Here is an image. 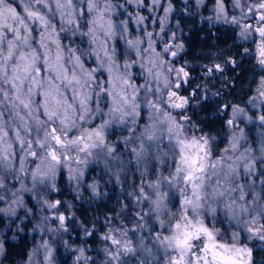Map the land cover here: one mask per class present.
<instances>
[{
    "label": "snow or ice",
    "instance_id": "1",
    "mask_svg": "<svg viewBox=\"0 0 264 264\" xmlns=\"http://www.w3.org/2000/svg\"><path fill=\"white\" fill-rule=\"evenodd\" d=\"M182 3L185 15L234 29L258 77L246 106L218 109L228 116L222 149L187 114L202 85L185 94L192 77L178 63L174 0H0V225L16 239L36 220L26 264H58L56 242L72 264H255L250 242L264 247V0ZM77 36L87 47L64 43ZM202 71L214 79L225 65ZM243 123L260 126L255 141ZM92 164L123 199L103 221H78L73 203L50 194L66 174L75 199L82 188L106 196L98 180L85 183ZM72 224L81 246L65 238ZM89 238L101 244L97 256L83 246Z\"/></svg>",
    "mask_w": 264,
    "mask_h": 264
},
{
    "label": "trees",
    "instance_id": "2",
    "mask_svg": "<svg viewBox=\"0 0 264 264\" xmlns=\"http://www.w3.org/2000/svg\"><path fill=\"white\" fill-rule=\"evenodd\" d=\"M174 0L175 12L172 17V24L180 22L181 31L180 42L184 44V51L178 58V63L188 62L191 69V84L187 87L185 94L192 92V89L200 84L197 97H193L188 115L191 117V123L195 124L201 132L209 136L216 137L214 142L220 149L224 147V143L229 136V129L226 124L228 116L218 111L225 101L246 106L247 99L254 87L253 80L256 77L254 64L246 59H241L243 48L238 46L241 42L236 40V32L228 25L214 24L208 25L206 21H202L199 16H187L183 12L181 3ZM204 15H208L205 10L201 11ZM234 58L239 61V67L233 69L231 64L226 61ZM213 61L225 65L223 73H217L214 79H208L203 76L202 66L208 65ZM219 91L221 95L212 96L213 92ZM206 96V98H204ZM123 148V145H120ZM100 170V180L107 183ZM95 174V169L88 171V177ZM98 175V173H97ZM58 186L61 188L60 193H51L53 198H60L71 202L75 205L78 221L91 222L94 218L103 221L105 215H112L114 211L119 210L118 200H122L121 190L119 186L107 184L102 190L107 193L100 199L90 198L89 195L81 200L75 199V193L72 186L66 180V174L58 178ZM7 223V222H5ZM27 227L23 232L17 234V238L13 239V232L9 231L3 225H0V239L4 240L5 250L2 260L6 264H21L28 257L29 251L37 241V232H32L33 223H27ZM82 229L72 224L70 232L65 234L66 239H70L72 247L81 246ZM137 235H147V233H137L133 235L135 241ZM6 237V239H5ZM57 243V261L58 264H72L71 253L66 251L60 242ZM257 243V242H256ZM100 242L89 238L88 242L83 246L90 248L92 252L96 247H100ZM257 245V244H255ZM259 246V245H258ZM259 246L254 248L253 258L255 264H264V253Z\"/></svg>",
    "mask_w": 264,
    "mask_h": 264
},
{
    "label": "rangeland",
    "instance_id": "3",
    "mask_svg": "<svg viewBox=\"0 0 264 264\" xmlns=\"http://www.w3.org/2000/svg\"><path fill=\"white\" fill-rule=\"evenodd\" d=\"M12 2L14 3V0H12ZM178 3H181L182 4V7H183V3H182V0H178L177 1ZM203 10V9H202ZM201 10V11H202ZM133 11H135V9H133ZM142 11V13L143 14H145V15H150V14H148L147 13V11L146 10H141ZM206 11V10H205ZM172 23H173V21H172ZM172 25H174V24H172ZM171 26V25H170ZM149 27H151V23H150V21H149ZM178 35H179V39H180V33H178ZM75 41V44L73 45V46H75V45H79V46H81V47H87V43H86V41H82L81 40V38L80 37H69V38H67V39H65L64 40V43H66V44H68V43H71V41ZM121 47H123V45H121ZM179 58V57H178ZM254 111V110H253ZM241 127H244L245 128V131H246V134H247V137H248V141H250V142H252V141H255L256 139H257V136H258V131L260 130V126L258 125V124H248V123H243V124H241ZM243 143V142H242ZM90 169H95V174H93V175H90L89 177H88V171L90 170ZM100 170H102L101 171V173H102V175L104 176V177H106V179H107V176H105L104 174H103V166L102 165H96V164H92V165H89V167H88V169L86 170V177H87V179H86V181H85V183L87 184V183H90V182H92L93 180H98L99 182H100V184H101V188H103V184H104V182H102L101 180H100V178H99V174H100ZM97 173H98V175H97ZM128 179H129V183H134V182H136L137 180H138V174H136V173H132V174H130L129 175V177H128ZM107 184H111V183H107ZM72 186V188L74 187L73 185H71ZM130 190V189H129ZM81 192L85 195V196H87V195H89L90 196V198H92V196H91V193L90 192H87V191H85V189H81ZM28 202H29V205L30 206H34V201H32L31 199H29L28 200ZM119 211V210H118ZM38 218V217H37ZM27 223H33L32 225H30L31 227H33V225L36 223V220L35 219H32L31 220V222H27ZM219 226V225H218ZM223 227H225V228H228L229 227V225L227 224V222H225L224 223V225H223ZM130 235H132L133 236V234L132 233H130ZM145 236H147V235H145ZM37 241L35 242V244L39 241V232L37 231ZM257 242V243H256ZM145 243H150L148 240H145ZM251 244H257L256 245V247L255 248H258L259 246L258 245H260V242H258V241H254V242H250ZM35 244L32 246V248H31V250L29 251V253L32 251V249L34 248V246H35ZM100 247H101V245H100ZM100 247H96L95 248V250H93L94 252H92V250L90 249V248H88L89 250H90V252H91V255H93V256H97L98 255V249L100 248ZM261 247V246H260ZM262 248V250H263V252L262 253H264V247H261ZM29 255V254H28ZM27 259H28V257H27ZM27 259H26V261L24 262V263H21V264H26V262H27ZM100 259H102V256H100V258L98 259V264H100ZM0 264H6V263H4L3 262V260H2V256H0ZM19 264V263H18Z\"/></svg>",
    "mask_w": 264,
    "mask_h": 264
}]
</instances>
